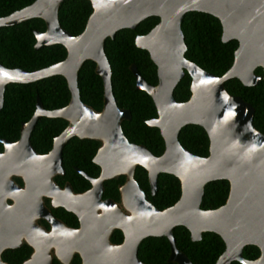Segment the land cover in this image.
I'll return each instance as SVG.
<instances>
[{"label":"water","instance_id":"water-1","mask_svg":"<svg viewBox=\"0 0 264 264\" xmlns=\"http://www.w3.org/2000/svg\"><path fill=\"white\" fill-rule=\"evenodd\" d=\"M63 0H34L31 4L0 17L1 26H11L31 18L45 22L44 31L34 30V48L61 44L66 49L63 60L47 67L26 71L0 63V108L5 87L10 83H29L52 75H62L70 91L68 103L47 110L36 97L35 110L20 125L16 141L1 138L0 152V264L1 253L17 248L23 241L32 249L20 264H71L74 254L80 264H148L137 255L142 239L164 236L168 239V262L194 264L175 243L173 228L184 226L193 241L204 232H214L225 248L214 264H264V132L253 124L254 107L238 95L229 93L224 82L237 78L245 86L264 79V0H89L92 12L85 27L72 35L61 27L58 10ZM188 11L205 12L218 18L221 40L235 39L231 66L217 76L188 60L181 21ZM149 16L158 23L134 42L148 51L156 65L158 81L148 83L134 63L129 66L136 88L152 98L157 116L146 121L157 127L164 140L162 154L156 156L145 145L129 142L121 123L130 120L129 109L117 105L111 86V67L104 51L107 37L113 38L123 28L134 29ZM95 62V72L103 82V107L100 111L83 103L78 89V71L84 61ZM261 67L263 74L255 72ZM185 71L191 78L190 96L179 102L173 97ZM42 116L67 121L53 138L51 149L39 154L32 147L30 134ZM187 124L201 126L209 139L206 156L190 153L178 139ZM72 137L100 141L92 161L100 167L97 177L75 168L91 184L74 192L71 184L57 185L53 176L64 174L62 151ZM136 166L148 175L154 195L160 173L176 176L181 194L171 206L159 209L148 199L134 178ZM124 175L118 186L119 201L103 198L104 181ZM22 178L24 185L12 181ZM229 182L226 201L214 209L200 204L207 182ZM48 197L52 207H63L78 219L71 227L56 218L43 203ZM12 199L8 204L6 199ZM45 219L50 229L39 227L35 219ZM119 229L120 243L110 235ZM255 245L260 254L255 259L243 257V248Z\"/></svg>","mask_w":264,"mask_h":264},{"label":"trees","instance_id":"trees-1","mask_svg":"<svg viewBox=\"0 0 264 264\" xmlns=\"http://www.w3.org/2000/svg\"><path fill=\"white\" fill-rule=\"evenodd\" d=\"M34 0H0V17L21 9ZM92 12L89 0H63L58 10L61 27L72 35H78L85 27ZM159 21L157 16H149L140 21L134 29L123 28L113 38L107 37L104 51L111 67V86L117 105L129 109L130 120H123L122 130L129 142L143 144L151 153L158 156L163 152L164 140L157 127L146 124L148 119L157 116L156 107L150 95L136 88L135 77L129 69L134 63L139 73L150 84L158 81L156 65L145 49L138 48L134 39L137 34H145ZM45 22L41 18L0 27V63L8 68H22L35 71L63 60L66 49L61 44H52L34 48L33 31H44ZM181 30L186 43L185 57L204 70L221 76L233 62L234 51L238 46L235 39L222 42V28L218 18L199 11H188L181 21ZM255 72L263 74L261 67ZM191 78L185 71L173 91L175 100L182 102L190 96ZM226 90L238 95L254 107L253 124L264 132V79L253 86H245L237 78L224 82ZM78 89L83 103L100 111L103 107V82L95 72V62L86 60L78 71ZM43 107L52 110L65 106L70 99L67 81L62 75H52L29 83H10L5 87L3 105L0 108V139L16 141L19 138L20 125L27 122L35 110L36 97ZM67 121L58 117L42 116L30 134V142L39 154L47 153L53 138L62 132ZM179 142L192 154L206 156L209 151V139L206 131L199 125L187 124L178 135ZM100 141L78 137L70 138L62 151L64 174L57 175L55 180L63 186L69 182L74 192L87 190L91 184L79 172L78 168L92 177H97L100 167L92 161ZM3 145L0 142V152ZM134 178L145 191L148 199L159 209L173 205L180 197L181 187L178 178L169 173H160L157 177V188L154 195L150 193L147 171L136 166ZM125 180L124 175L104 181L103 198L119 201L118 186ZM229 182L225 179L209 181L204 186L201 200L202 209H214L222 205L228 196ZM53 214L71 227L78 226L77 217L63 207L53 209ZM176 246L182 250L194 264H214L225 248L222 238L214 232H204L202 238L193 241L189 230L184 226L173 228ZM123 234L119 229L110 235L112 243H120ZM32 249L26 243L20 247L6 249L1 258L9 264H20L29 257ZM170 253L168 239L164 236H148L141 240L137 255L148 264H176L168 262ZM260 250L255 245H246L242 255L247 259H255ZM78 254H74L71 264H80ZM52 264H61L53 258ZM229 264H241L232 261Z\"/></svg>","mask_w":264,"mask_h":264},{"label":"flooded vegetation","instance_id":"flooded-vegetation-1","mask_svg":"<svg viewBox=\"0 0 264 264\" xmlns=\"http://www.w3.org/2000/svg\"><path fill=\"white\" fill-rule=\"evenodd\" d=\"M44 154V153H43ZM57 175H61V174H56L55 176H53V180H54V182L57 184V185H59L60 187H63L64 186V184H63V186H61L60 184H58L57 182H56V180H55V177L57 176ZM11 179H12V181H14V182H16L18 185H20V186H23L24 185V183H23V180H22V178H20V177H18V176H11ZM6 202L8 203V204H11L13 201H12V199H10V198H7L6 199ZM43 203L50 209V211L52 212V214H53V209H55V208H57V207H52V205H51V201H50V199L48 198V197H43ZM54 215V214H53ZM55 216V215H54ZM56 218H58L57 216H55ZM60 219V218H59ZM60 220H62V219H60ZM63 221V220H62ZM35 222H36V224L39 226V227H43V228H45L46 230H49L50 229V226H49V224H48V222L45 220V219H43V218H38V219H35ZM23 243H25L24 241H23ZM22 243V244H23ZM21 244V245H22ZM20 247V246H19ZM8 249H13V248H8ZM6 250V249H5ZM2 254V253H1ZM74 256V255H73ZM73 258V257H72ZM71 261H72V259H71Z\"/></svg>","mask_w":264,"mask_h":264}]
</instances>
